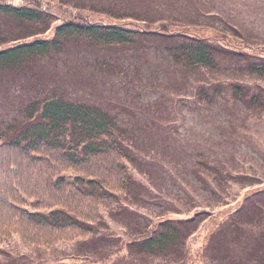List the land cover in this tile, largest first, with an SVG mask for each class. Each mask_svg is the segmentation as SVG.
Returning <instances> with one entry per match:
<instances>
[{
  "label": "rangeland",
  "instance_id": "1",
  "mask_svg": "<svg viewBox=\"0 0 264 264\" xmlns=\"http://www.w3.org/2000/svg\"><path fill=\"white\" fill-rule=\"evenodd\" d=\"M70 3L172 15L228 33H236L230 24L236 25L241 40L264 44V0ZM212 12L223 20L210 16ZM164 41L141 37L128 48L70 44L57 64L46 68L43 76L53 86L115 116L125 131L132 158L125 164L134 180L112 212L101 210L91 239L42 248L19 236H0V264H260L246 241L247 235L264 231V111L236 101L229 82L237 80L253 93L264 90V79L251 75L239 54L217 56L215 72L188 69L174 62ZM254 54L264 55V50ZM97 61L116 68L96 66ZM20 82L0 78V119L12 118L19 99L36 91ZM201 87L209 97L200 93ZM212 165H218V173L208 168ZM60 173L69 179L80 174L73 168ZM163 219L199 226L188 229L192 233L185 241L182 235L165 251L144 256L131 244L151 234ZM235 220L241 229L225 225Z\"/></svg>",
  "mask_w": 264,
  "mask_h": 264
},
{
  "label": "trees",
  "instance_id": "2",
  "mask_svg": "<svg viewBox=\"0 0 264 264\" xmlns=\"http://www.w3.org/2000/svg\"><path fill=\"white\" fill-rule=\"evenodd\" d=\"M210 16L223 20L214 12ZM230 27L236 33L172 15L96 9L70 0H0V78L10 77L18 86L27 81L36 90L19 99L12 118L0 119V236H19L42 248L89 240L102 219L101 210L112 212L134 180L125 164L132 159L125 131L115 116L44 78L46 68L57 64L67 46L128 48L141 37H156L165 40L174 62L188 69L215 72L217 56L239 54L247 60V71L264 79V55L254 54L264 50V44L241 40L240 29ZM97 62L96 66L116 68L113 63ZM229 84L236 101L264 111V90L250 93L237 80ZM214 90L220 94L217 85ZM200 93L209 97L204 87ZM70 168L80 174L69 179L60 173ZM208 168L218 173V165ZM254 218L247 219L253 222ZM189 223L163 219L151 234L131 245L144 256H154L183 237L185 241L199 226ZM225 225L241 229L236 220ZM249 235L251 256L264 264V231Z\"/></svg>",
  "mask_w": 264,
  "mask_h": 264
}]
</instances>
